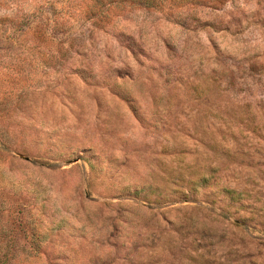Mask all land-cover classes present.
Instances as JSON below:
<instances>
[{
	"label": "rangeland",
	"instance_id": "374dc122",
	"mask_svg": "<svg viewBox=\"0 0 264 264\" xmlns=\"http://www.w3.org/2000/svg\"><path fill=\"white\" fill-rule=\"evenodd\" d=\"M0 263L264 264V0H0Z\"/></svg>",
	"mask_w": 264,
	"mask_h": 264
},
{
	"label": "trees",
	"instance_id": "16d2710c",
	"mask_svg": "<svg viewBox=\"0 0 264 264\" xmlns=\"http://www.w3.org/2000/svg\"><path fill=\"white\" fill-rule=\"evenodd\" d=\"M230 194L234 195V194H237L234 190H230L228 191ZM238 195V194H237ZM0 264H3V263H0Z\"/></svg>",
	"mask_w": 264,
	"mask_h": 264
}]
</instances>
